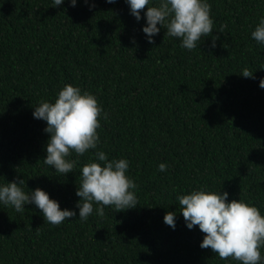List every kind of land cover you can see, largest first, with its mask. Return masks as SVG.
<instances>
[{
  "label": "trees",
  "instance_id": "16d2710c",
  "mask_svg": "<svg viewBox=\"0 0 264 264\" xmlns=\"http://www.w3.org/2000/svg\"><path fill=\"white\" fill-rule=\"evenodd\" d=\"M208 2L212 34L188 50L159 24L149 43L147 6L137 21L126 0H0V183L24 178L25 191L39 186L77 213L52 225L32 203H0V264H241L199 246L177 195L221 188L264 214V44L251 36L264 0ZM65 84L93 93L107 118L96 149L71 152L64 175L44 164L49 133L32 112ZM97 151L129 161L138 203L100 216L93 202L81 220L80 169ZM174 210L172 228L163 216Z\"/></svg>",
  "mask_w": 264,
  "mask_h": 264
},
{
  "label": "clouds",
  "instance_id": "9594fccd",
  "mask_svg": "<svg viewBox=\"0 0 264 264\" xmlns=\"http://www.w3.org/2000/svg\"><path fill=\"white\" fill-rule=\"evenodd\" d=\"M68 2L75 6L77 0ZM84 2L88 3V0ZM106 2L114 3L115 0ZM62 3L63 0H53L52 6ZM126 3L137 21L141 19L140 10L147 6L143 14L146 23L142 31L149 43L160 27H166L169 36L179 38L181 47L191 50L211 35L214 29L208 0H126ZM94 6L93 0L89 7ZM251 36L264 44V16L259 18ZM216 39L212 35V47H215ZM240 74L251 77L253 71L245 67ZM259 86L264 88V77L259 79ZM32 115L46 121L44 131L49 133L44 164L64 175L72 171L76 163L68 158L71 152L79 156L89 149H96L99 143L96 131L100 126L98 117L107 118V113L93 93L72 84H65L54 101L39 102L34 106ZM94 156V160L85 163L80 169L81 181L75 193L80 197L76 202L78 218L86 220L92 214L93 202H96V213L100 216L104 214V206H114L113 210L117 211L135 207L138 203L133 191L136 185L127 175L129 161L123 157L108 159L104 151H97ZM157 167L164 172L167 165L161 162ZM23 185L24 178L0 183V203L11 205L17 212H22L25 204L32 203L41 211L44 220L52 225L76 217L74 209L61 208L59 201L50 198L43 188L38 186L25 191ZM228 195L221 188H193L177 195L181 206L179 212L187 228L198 226L204 233L199 245L201 248L210 247L221 259L232 257L241 264H264V256L261 255V248L264 247V214L251 201L240 197L229 200ZM176 214V210L166 211L164 223L175 228Z\"/></svg>",
  "mask_w": 264,
  "mask_h": 264
}]
</instances>
